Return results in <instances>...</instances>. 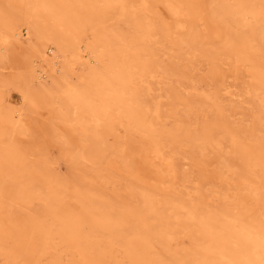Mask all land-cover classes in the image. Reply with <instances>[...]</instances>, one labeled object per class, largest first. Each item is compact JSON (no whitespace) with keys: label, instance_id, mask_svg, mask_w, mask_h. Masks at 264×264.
Returning a JSON list of instances; mask_svg holds the SVG:
<instances>
[{"label":"rangeland","instance_id":"rangeland-1","mask_svg":"<svg viewBox=\"0 0 264 264\" xmlns=\"http://www.w3.org/2000/svg\"><path fill=\"white\" fill-rule=\"evenodd\" d=\"M0 264H264V0H0Z\"/></svg>","mask_w":264,"mask_h":264},{"label":"bare ground","instance_id":"bare-ground-1","mask_svg":"<svg viewBox=\"0 0 264 264\" xmlns=\"http://www.w3.org/2000/svg\"><path fill=\"white\" fill-rule=\"evenodd\" d=\"M8 38H5V41L7 40ZM6 44V43H5ZM86 52H87V50L86 49H84L83 51H81L80 50V59H82V58H84V55L83 54H86ZM88 54V53H87ZM86 57V56H85ZM48 58V57H47ZM47 60V59H46ZM85 60H86V58H85ZM42 61V60H41ZM45 61V60H44ZM46 63V62H45ZM51 63V62H50ZM90 63H94V60L92 59V57L90 56L89 57V64ZM46 65V64H45ZM56 66H59V63H58V61L56 62V63H54L53 64V66L52 67H56ZM71 66V65H70ZM51 67V68H52ZM58 70H60V69H62V67H60L59 66V68L58 67H56ZM47 70V69H46ZM50 70H53V69H50ZM55 68H54V71L53 72H55ZM70 70V71H69ZM48 71V70H47ZM47 71H45V69L44 70H42V69H37L36 70V73L38 74L37 75V77L38 78H40V79H45L46 77H47ZM66 72H67V74L70 72L71 74H75V65H73V67H72V69H66L65 70ZM51 72V71H50ZM52 73V72H51ZM79 81L81 82V83H83V82H85V74H81V76H80V79H79ZM73 89H74V87L73 86H71L70 85V91H73ZM164 160V164H165V166L166 167H172V165H171V163L172 162H170V161H168V160H166V158H164L163 159Z\"/></svg>","mask_w":264,"mask_h":264}]
</instances>
